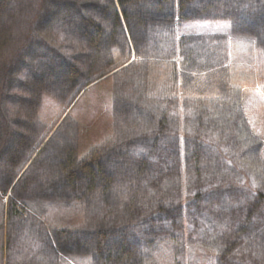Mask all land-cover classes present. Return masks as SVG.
I'll list each match as a JSON object with an SVG mask.
<instances>
[{"label":"trees","instance_id":"16d2710c","mask_svg":"<svg viewBox=\"0 0 264 264\" xmlns=\"http://www.w3.org/2000/svg\"><path fill=\"white\" fill-rule=\"evenodd\" d=\"M262 115L264 0H0V264H264Z\"/></svg>","mask_w":264,"mask_h":264},{"label":"rangeland","instance_id":"374dc122","mask_svg":"<svg viewBox=\"0 0 264 264\" xmlns=\"http://www.w3.org/2000/svg\"><path fill=\"white\" fill-rule=\"evenodd\" d=\"M216 10H218V8H216ZM104 88H105V90H109L110 84L105 82V83H103V85L101 87H99V89H101V90H103ZM26 93H29V92H26ZM41 93H44L41 96V98H42L43 103L45 105V108L42 111V119L45 121V120H48L49 115L51 113V108L54 104L53 100L59 101L57 103H62V102L55 98L56 93L51 91V90H49L47 93H45L44 91H41ZM85 96H88V97L84 98L83 102L81 101V103H80V106H81V108H83V111L78 110L76 113L77 117H84L83 122L85 121V127L87 126L88 128H90L91 125H94V126L97 125V127H99V128H95V129L96 130L100 129L99 131H103V133L101 134L102 138H103L105 135H107V133H108L107 129H109V126H110V123H109L110 120L107 117V113H106V103H105L103 98H99L97 96L90 97V95H85ZM35 97H40V94L35 95ZM76 99H77V97L74 98L72 102H74ZM249 99H250V102H253V101L257 100V97L255 94H251V95H249ZM252 106H254V105H252ZM69 107H68V109H69ZM259 121H264V115L259 117ZM41 125L43 127H46L48 125V123L46 125L41 123ZM108 135H109V133H108ZM84 140H85V138H84ZM199 263L202 264L201 262H199Z\"/></svg>","mask_w":264,"mask_h":264}]
</instances>
